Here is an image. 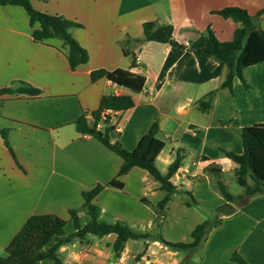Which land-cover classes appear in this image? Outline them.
I'll use <instances>...</instances> for the list:
<instances>
[{"label": "crops", "instance_id": "0c3cea01", "mask_svg": "<svg viewBox=\"0 0 264 264\" xmlns=\"http://www.w3.org/2000/svg\"><path fill=\"white\" fill-rule=\"evenodd\" d=\"M32 6L79 24L71 35L88 61L71 70L59 40L35 43L24 9L0 6V89L23 82L41 91L35 98L12 95L0 102V130L7 132L15 157L0 133V257L32 216L68 220V211L78 210L80 220L82 192L101 185L94 199L99 219L126 223L146 237L128 240L117 256L115 235H89L59 248L62 264H237L229 259L235 252L247 264H264V193L243 204L227 203L218 188L222 182L215 180L223 166L233 163L221 151L241 154V128L264 123V62L244 70L250 88L234 78L231 92H216L210 110L203 112L197 103L219 87L226 70L195 53L204 47L207 30L220 42L233 38L238 24L214 12L237 7L255 15L264 0H34ZM153 21L172 26L174 40L184 48L143 42V24ZM259 28L264 30V17ZM98 69L145 77L134 107L115 114L118 131L111 140L132 151L155 121L164 143L156 158L160 173L167 172L178 151L183 154L171 177L176 192L156 224V207L164 196L159 183L133 168L119 178L122 189L107 187L121 159L75 130V120L95 111L101 96L126 92L105 79L92 82L90 74ZM230 120L237 124H221ZM211 164L221 173L202 172ZM234 169L235 164L233 174ZM223 205L227 210L217 214ZM204 221L211 227L195 249L170 248L148 236L189 244L193 229Z\"/></svg>", "mask_w": 264, "mask_h": 264}, {"label": "trees", "instance_id": "16d2710c", "mask_svg": "<svg viewBox=\"0 0 264 264\" xmlns=\"http://www.w3.org/2000/svg\"><path fill=\"white\" fill-rule=\"evenodd\" d=\"M32 1L34 0H0V6H19L24 9L28 16L31 37L35 43L45 44L48 40H59L61 47L65 50V57L71 70L85 65L88 61V54L71 35V30L79 28L80 25L59 15L39 12L33 8ZM214 14L224 19L233 20L238 24V27L234 31L232 40L226 42H220L211 30H207L204 47L195 51L196 54L202 57L216 60L226 70L219 87L206 94L197 103L198 108L203 112L210 110L216 92L220 90L231 92L234 78H238L245 89L250 88L245 80L244 70L264 62V30L259 28V21L264 17V7L255 15H249L244 9L237 7H227L214 12ZM35 25H38V27L35 28ZM142 28L143 42H157L179 49L184 48L183 45L174 40L172 36L173 28L170 25H159L153 21L144 23ZM123 54L129 55L125 51ZM130 55L133 58L131 65L134 67L135 55ZM90 78L92 82L105 79L117 87L123 88L126 92L120 95L101 96L98 108L90 114V120L86 116H81L75 120V130L80 135L96 139L121 159L117 176L106 185L107 187L122 189L123 185L119 178L126 175L133 168L145 170L159 183V189L164 193V196L156 207L154 221L156 224L164 215L165 206L170 202L171 196L176 192L175 186L171 183V177L180 168L183 154L180 151L176 153L174 161L163 175L156 167V158L163 150L164 143L157 138L159 129L155 121L138 140L135 149L132 151H126L118 141L111 140L112 134L115 132V126L107 119L98 128L102 112L122 113L134 107L135 97L141 93L145 85L143 75L124 69L112 71L98 69L91 72ZM40 93V90L19 82L15 87L0 89V102L12 95L35 98ZM221 124L236 125L237 123L235 120H230L221 122ZM0 133L6 148L14 157L7 141V132L0 130ZM241 139L243 147L241 154L221 151L226 158L235 164V180L244 189L242 195L233 196L227 192L225 185L218 183L219 191L227 203L243 204L250 198L264 193V123L242 127ZM221 171V167L214 164L202 169L203 173L214 175L220 174ZM103 189L104 186L98 185L89 191L82 192L81 210L89 218V221L84 225L79 221L78 210H69L68 220H63L55 215L30 217L5 248V256L0 257V264H43L46 261H50L51 264H62L58 257L59 248L74 240H85L89 235L98 238L111 234L115 235L113 251L118 256L128 240L145 238L146 235L134 233L126 223L117 221L108 224L99 221L100 211L94 203V199ZM225 210H227V205L218 207L216 212L219 214ZM69 222H71L72 229L71 232L67 233L65 227ZM210 227L211 223L208 221L197 225L191 233L192 242L189 244L167 243L161 236L158 237V235L152 234L148 236L157 238L170 248L195 249L203 242ZM229 259L237 264H247L236 252Z\"/></svg>", "mask_w": 264, "mask_h": 264}, {"label": "rangeland", "instance_id": "374dc122", "mask_svg": "<svg viewBox=\"0 0 264 264\" xmlns=\"http://www.w3.org/2000/svg\"><path fill=\"white\" fill-rule=\"evenodd\" d=\"M158 138H160L158 136ZM167 144L166 141H164ZM223 173L221 174L220 179L215 177V180H220L222 183H224L226 185L227 188V192L230 195L236 196V195H241L244 193V189L242 187H240L234 177L233 174V168H234V164L231 163L230 166H223ZM100 222H104V223H111V221H109L108 219H106V217L101 216L100 217ZM81 224H84L86 221H88V217L85 216V214H83L81 216V219L79 220ZM71 222H69L66 227H65V231L68 233L71 230Z\"/></svg>", "mask_w": 264, "mask_h": 264}, {"label": "built area", "instance_id": "2783aa9c", "mask_svg": "<svg viewBox=\"0 0 264 264\" xmlns=\"http://www.w3.org/2000/svg\"><path fill=\"white\" fill-rule=\"evenodd\" d=\"M115 114H117V113L111 112V111H104V112H102L101 113V121L98 124V128H100L102 126V122L104 120H106V119L111 124H114V126H115ZM86 118L89 119V120L91 119L90 115H87ZM115 131H118V128L115 127Z\"/></svg>", "mask_w": 264, "mask_h": 264}]
</instances>
